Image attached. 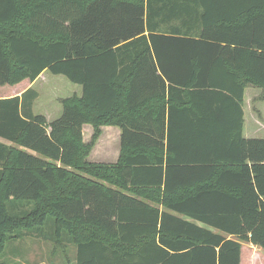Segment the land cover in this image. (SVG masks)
<instances>
[{"label":"trees","instance_id":"16d2710c","mask_svg":"<svg viewBox=\"0 0 264 264\" xmlns=\"http://www.w3.org/2000/svg\"><path fill=\"white\" fill-rule=\"evenodd\" d=\"M43 72L81 94L50 122L31 88L0 99L15 144L1 146L0 255L48 223L74 264L264 250V139L242 137L241 110L248 85L264 97V0H0V86ZM102 126L120 131L113 164L87 160Z\"/></svg>","mask_w":264,"mask_h":264},{"label":"rangeland","instance_id":"374dc122","mask_svg":"<svg viewBox=\"0 0 264 264\" xmlns=\"http://www.w3.org/2000/svg\"><path fill=\"white\" fill-rule=\"evenodd\" d=\"M14 86L15 85L0 86V95L6 90H12ZM33 90L37 92L38 97L32 105V111L35 115H43L46 122L52 121L60 115L61 101L63 99L70 98L73 95L80 96L81 94V90L78 86L71 84L63 76L51 75L48 72H44V75L35 82ZM259 106L263 108L264 102H260ZM101 133L102 129L100 128V134L94 146L100 138ZM113 137L114 136L111 134L103 135V140H107L108 143L111 142V148L112 142L116 143V139ZM116 149L118 150L117 147L115 151ZM9 212L12 213L10 207ZM15 214H17V212H15ZM49 221L51 222V219H49ZM33 230L34 231H31L34 232L32 234L21 235L17 246L13 238L6 241L4 250L0 255V264H74V261H72L74 248L64 253L61 246H57V242L50 241L49 235H51L52 230L49 223L40 230H36V228ZM242 246L245 247L242 248L241 251V264H264L263 249L251 247L246 243L242 244ZM246 248L248 249L246 250ZM249 258L251 261H249Z\"/></svg>","mask_w":264,"mask_h":264},{"label":"crops","instance_id":"0c3cea01","mask_svg":"<svg viewBox=\"0 0 264 264\" xmlns=\"http://www.w3.org/2000/svg\"><path fill=\"white\" fill-rule=\"evenodd\" d=\"M42 75H44V72L40 76L42 77ZM40 76L32 83L28 82L27 80H24L16 84L12 90L10 88H7L10 90H6L3 94H1L0 99H10L14 97H20L21 94L24 93L27 89L29 88L33 89L35 82L39 78H41ZM260 102H264V97L262 96V89L252 86V85H248L247 87L244 88L242 104H241L242 137L246 140L264 139V107L262 108L259 106ZM234 108L235 107H233L232 105L231 106L232 113L235 112ZM225 125L233 126V125H230L229 123ZM101 129H102L101 136L96 142L95 146L92 148L87 160L90 163L113 164L117 161L118 156H119L120 131L118 128L112 127V126L110 127L104 126V127H101ZM92 133H93V130L90 125L82 126V139L84 143H88L90 141ZM105 134H111L115 137L113 138L116 139L117 144L115 142H112V148L110 147L111 142L108 143L107 140H103V135ZM2 145L8 146V147L10 146L15 147L14 143L9 141L8 139L0 137V161L2 160L3 155L5 154V151H6L3 148H1ZM116 147L118 148V150L116 149L115 151ZM19 240L20 239H14L16 246ZM249 245L251 247H256L251 244ZM244 247L245 246H242V248ZM242 248H241V251H242ZM247 249L248 248H246V250ZM249 261H251L250 258H249ZM240 264H241V261H240Z\"/></svg>","mask_w":264,"mask_h":264}]
</instances>
